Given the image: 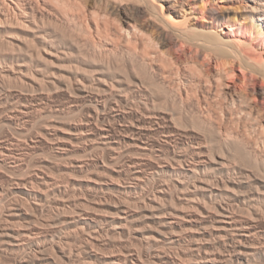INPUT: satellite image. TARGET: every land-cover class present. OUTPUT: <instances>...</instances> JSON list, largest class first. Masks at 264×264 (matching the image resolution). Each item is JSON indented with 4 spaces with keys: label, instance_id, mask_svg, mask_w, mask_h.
Here are the masks:
<instances>
[{
    "label": "bare ground",
    "instance_id": "obj_1",
    "mask_svg": "<svg viewBox=\"0 0 264 264\" xmlns=\"http://www.w3.org/2000/svg\"><path fill=\"white\" fill-rule=\"evenodd\" d=\"M211 1L0 0L10 60L0 63V237L20 236L1 254L14 264H264V193L243 195L232 168L251 162L264 178V148L221 122L244 114L264 143L250 79L227 89L240 64L264 97V45L254 54L225 37L229 17ZM227 1L264 24V0ZM207 13L209 23L192 18ZM13 29L32 38L19 51L4 38ZM11 79L35 93L8 90ZM15 218L27 224L10 233Z\"/></svg>",
    "mask_w": 264,
    "mask_h": 264
},
{
    "label": "rangeland",
    "instance_id": "obj_2",
    "mask_svg": "<svg viewBox=\"0 0 264 264\" xmlns=\"http://www.w3.org/2000/svg\"><path fill=\"white\" fill-rule=\"evenodd\" d=\"M215 1V2H214ZM214 2V3H213ZM201 3V4H200ZM200 6L202 5V2L201 1H199V3H198ZM242 5H243V7H242ZM216 7L215 9H216V11H217V14L219 15V14H225V15H228V17H229V20H228V23H226V24H224L223 25V28H222V34L225 36V37H235V38H237V39H239L240 41H242V42H247V47H248V49H251L250 51L253 53V51H254V54L255 53H257V48L259 47V46H262V45H264V24L262 23V24H256V25H253V23L252 22H250L251 20L249 19V15H247V11L245 10V4L244 3H240V2H229V1H227V0H213V1H211V3H210V7ZM245 11H244V10ZM243 10V11H242ZM209 14L207 13V15H199L198 16V18L197 17H194V16H192V18H195V20L196 21H198L200 24H203V23H209V16H208ZM248 16V17H247ZM60 17V16H59ZM205 19H207V20H205ZM72 19H73V21H72V19L70 20V18H69V20L70 21H72V22H69L71 25H74L75 23H76V21H78V19L77 20H75L76 18H74L73 16L71 17ZM203 18V19H202ZM60 19H62V17H60ZM201 19V20H200ZM75 20V21H74ZM203 22V23H202ZM236 22V23H235ZM231 23V24H230ZM233 23V24H232ZM241 23V24H240ZM230 25V26H229ZM256 27H258V29H257V31H256ZM232 28V29H231ZM241 29V30H240ZM17 31V30H16ZM13 32H15V29H13ZM16 33V34H15ZM15 33H12V34H10V36L9 35H7V36H4V38H6L7 40L9 39L11 42H13L12 43V46H14L15 47V49L14 50H16V48H18V46L19 45H21V46H23V45H26L27 43V40H28V37H26V36H22V37H20L21 36V33H17V32H15ZM16 35V38L14 37L15 35ZM17 34H18V36H19V38H18V36H17ZM22 35H24V34H22ZM256 35H257V37H256ZM9 36V37H8ZM261 36V37H260ZM26 38L27 40H24V43L25 44H23V41H21V39L22 38ZM21 38V39H20ZM24 38V39H25ZM29 38H31V37H29ZM13 40V41H12ZM30 40H32V38L31 39H29L28 40V42H30ZM263 40V41H262ZM35 41V40H34ZM21 42H22V44H21ZM32 43H35V42H33V41H31ZM261 42V43H260ZM18 43V44H17ZM252 43V44H251ZM17 44V45H16ZM16 45V46H15ZM172 46H171V48H172V55H173V57H174V59L177 61H183V60H185V56L186 55H184L183 53H182V50L184 49V48H182L183 47V43H181V42H179V41H175V42H173L172 44H171ZM250 45H252L251 47H254L255 49H253V48H250ZM19 47L17 50L19 51L20 50V48H23V47ZM253 49V50H252ZM17 51V52H18ZM256 51V52H255ZM251 53V54H252ZM189 54V53H188ZM187 54V55H188ZM191 54V55H190ZM188 56H192V53H190ZM195 54V53H194ZM193 54V55H194ZM253 54V55H254ZM200 57L197 59V60H199V62H204V64H205V69H208L209 71H211V72H214V71H216V69H217V67H216V61L215 60H210V59H208V57H204V55H202L203 56V58H202V56L201 55H199ZM2 57V58H1ZM0 57V63H1V65L2 66H7V63L8 64H10V60H9V58H5L4 56H1ZM5 58V59H4ZM8 59V60H7ZM204 59H206L205 61H204ZM208 59V60H207ZM211 62H210V61ZM181 61V62H182ZM208 61V62H207ZM215 61V62H214ZM210 62V66H209V64H207V63H209ZM4 64V65H3ZM240 64H237V65H233V67H234V73H236L235 75H234V73H233V75H234V77H233V80L234 81H236V82H233V81H231L232 79H228L229 77H227V79L229 80H226V81H228V83H229V86H228V88L227 89H230V90H232V91H234L236 88H238L239 86H240V84L239 83H241V81H244V80H246V78L249 80V84H250V86H251V88H250V92H253V93H251V96H253V98L255 99V102H257V107L259 108V109H263V112H264V105H263V103H264V97H263V95L262 94H259V92H256L257 91V85L259 86H261L262 84H261V81L259 82V80L257 81L255 78H254V80H253V77H254V75L252 76V73H250V72H245L244 70V67L242 68V66L240 67L239 66ZM244 69V70H243ZM247 70V69H246ZM248 71V70H247ZM232 73L230 74L231 76H232ZM246 73V74H245ZM246 75V76H245ZM245 76V77H244ZM243 78H245V79H243ZM191 80L193 81V82H191L192 84H194V83H196L195 81H194V79H192V77H191ZM16 82V83H15ZM257 82V83H256ZM9 83H12L13 84V86L11 87V85L9 84V87L11 88V89H8V87H7V89L8 90H11V91H23V93H28V94H34L35 93V91L34 90H32L31 88H27V87H22V88H20L21 87V84L19 83V82H17L16 80H14V79H11L10 80V82ZM15 83V84H14ZM256 83V84H255ZM259 83V84H258ZM17 84H19V88H18V85ZM197 84V83H196ZM196 84H195V87H197V89H198V87H199V85L198 86H196ZM17 85V86H16ZM204 85V84H203ZM256 88H255V87ZM15 89H14V88ZM236 87V88H235ZM201 87H199V89H200ZM203 89L205 88L204 86L202 87ZM201 88V89H202ZM193 89L194 90H196V88H194V85H193ZM202 89V90H203ZM256 89V90H255ZM254 90H255V92H254ZM248 91V93H250ZM195 92H197V91H195ZM247 92V91H246ZM50 94H55V90H52L51 92H50ZM55 100H57L59 103H60V101H62V102H65V101H63L64 99L63 98H56L55 97ZM263 100V101H262ZM261 102V103H260ZM263 102V103H262ZM2 104V103H1ZM0 104V105H1ZM5 103H3V105H4ZM1 107V106H0ZM3 107V106H2ZM78 112H80V111H78ZM81 113V112H80ZM78 114V113H77ZM79 115L80 114H78V116H74V117H76V120H79V119H81L82 118V116L80 115V117H79ZM240 116V114L239 115H236V117H235V115H234V117H229V118H225L224 120L222 119L221 120V122L223 121L225 124H227V126H229L230 128H232V130L234 129V131L237 129V132H240L241 134H244L243 135V137L244 138H248V139H250V142L252 143L253 142V144L254 145H256V146H258L259 148H264V143H263V141H261V139H260V137H259V135H257V134H259V133H257L256 131H255V129H253V126H250V124L252 125V123H254V119H252V118H250L252 121H250V120H248L249 118H246L245 116H244V114H243V116H241V117H239ZM245 117V118H244ZM243 118V119H242ZM232 119V120H231ZM227 120V121H226ZM237 120V121H236ZM243 120V121H242ZM248 122H247V121ZM254 120V121H253ZM233 121V122H232ZM246 121V122H245ZM226 122H228V123H226ZM21 125V124H20ZM19 125V126H20ZM231 125H232V127H231ZM21 127V126H20ZM234 127V128H233ZM236 127V128H235ZM245 127H247V129H245ZM250 128V131H249V128ZM1 129H0V134L2 135V132H4V130H6L5 128H2V127H0ZM243 128V129H242ZM31 129V128H30ZM33 129V128H32ZM32 129H31V131H32ZM245 129V130H244ZM2 130V131H1ZM7 130H11V129H7ZM34 130H35V128H34ZM33 130V131H34ZM67 132H66V131ZM63 132L61 131L60 133H61V135H65V137H70L71 136V133H69L68 132V130L67 129H65ZM10 132H13V130L12 131H10ZM28 132V131H27ZM15 135H19V134H16L15 133ZM70 135V136H69ZM158 135H161V134H158ZM154 137H158L157 135L155 136V135H153ZM17 137V136H16ZM19 137H20V135H19ZM160 137H162V135L160 136ZM188 140L187 139H185L184 140V142H187ZM246 141V140H245ZM249 141V140H248ZM255 142V143H254ZM257 143V144H256ZM79 144V143H78ZM82 144H84V143H81V144H79L78 145V147H84L85 145H86V143L84 144V146L82 145ZM183 146H181V148H182ZM184 148V147H183ZM182 148V149H183ZM92 150V148L90 149V148H88L87 149V151H83L82 152V154H86L87 155V157H86V155L84 156V158L86 157V159H93V158H91V157H93L94 156V158L97 156V151H96V153H95V151L93 152V150ZM95 153V154H94ZM93 155V156H92ZM39 156V155H38ZM91 156V157H90ZM47 158V159H49V160H51L52 158H50V157H48V156H39L38 158ZM73 159H75L76 157H72ZM78 158V157H77ZM83 158V157H82ZM53 160V159H52ZM58 160V159H57ZM66 160V161H65ZM72 159H70V161H71ZM59 161H61V162H63V163H61V162H56L55 161V159H54V163H61V164H67L68 162L67 161H69V159H66V158H64V160L63 159H61V160H59ZM69 161V162H70ZM238 162V161H237ZM237 162H236V164H237ZM242 162V161H241ZM241 162L240 163H238V164H241ZM248 162V161H247ZM27 163V162H26ZM251 163V162H250ZM249 162L247 163V165H246V161H245V163H244V161H243V164L244 165H246V166H249V167H246V166H244V165H242V166H244V167H232L234 170H235V174H236V176H238V177H240L241 179H243V180H246V182H245V185L243 186V189H242V191L241 192H243L242 194L243 195H248V194H250L249 196H251V197H248V198H253V197H258L259 196V194L260 195H263V193H264V183L263 182H261L260 180H258L257 178L255 179L254 178V180H252V179H248L247 177H248V175L249 174H254V176L256 175H258L257 177H259V179H264L263 178V176H261V175H263V173L262 172H259L260 170L259 169H257L256 170V168H254L253 167V165H252V163L250 164ZM46 166V165H45ZM45 166H43V167H45ZM251 166V167H250ZM38 167H41V166H38ZM47 167V166H46ZM258 168V167H257ZM253 169V170H252ZM263 171V170H262ZM27 172L25 171L24 173L22 172V174L24 175V174H26ZM257 173V174H256ZM261 174V175H259V174ZM248 174V175H247ZM74 175V178H78L80 181H82L84 184L87 182L85 179H86V177L85 176H79L77 173L76 174H73ZM72 175V176H73ZM77 175V176H76ZM243 176H244V178H243ZM246 176V177H245ZM80 177H82V179L80 178ZM85 179H84V178ZM252 180V181H251ZM125 181H128V182H126V183H130V180H123V182L122 183H125ZM261 182V183H260ZM258 184H259V186H258ZM257 188L259 189V192H258V190H257ZM262 190V191H261ZM247 193V194H246ZM236 211H237V213L240 215V213L238 212L239 210L238 209H236ZM241 214H243L242 212H241ZM244 216H247L246 215V213H244L243 214ZM240 216H242V215H240ZM18 220V221H17ZM20 221V222H19ZM23 221V222H22ZM15 224H13L11 227L9 226V229H8V231H10V233H13V231H15V228H16V230H21V227L22 228H24V225H26L27 224V222L26 221H24V220H20V218H15V222H14ZM24 225H23V224ZM26 223V224H25ZM20 225V226H19ZM144 224H142L141 226L142 227H144L145 228V226H146V224L143 226ZM18 226V227H17ZM13 227V228H12ZM15 227V228H14ZM12 230H11V229ZM66 232H67V230H65ZM2 237H0V244H2L1 243V241H3V240H6V239H13L14 241H16L15 239H17L18 237H20V236H17V238L16 237H8V236H6V235H1ZM108 239V238H107ZM121 240H120V242L124 239V237L122 238H120ZM119 240V239H118ZM122 242H124V240L122 241ZM1 246V245H0ZM116 247H114V249H111V250H118L119 248H120V246H119V244L117 245V248L115 249ZM136 248V247H135ZM138 248V250L140 249L139 247H137ZM70 250V249H69ZM110 250V251H111ZM2 252L0 251V254H1ZM4 255V256H3ZM5 256H8L7 254H1L0 255V258H2L1 260H0V264H14L13 262H12V260H11V258H10V256L9 257H5Z\"/></svg>",
    "mask_w": 264,
    "mask_h": 264
}]
</instances>
